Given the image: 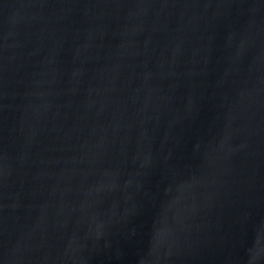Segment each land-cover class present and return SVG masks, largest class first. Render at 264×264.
<instances>
[{
	"label": "water",
	"instance_id": "obj_1",
	"mask_svg": "<svg viewBox=\"0 0 264 264\" xmlns=\"http://www.w3.org/2000/svg\"><path fill=\"white\" fill-rule=\"evenodd\" d=\"M0 264H264V0H0Z\"/></svg>",
	"mask_w": 264,
	"mask_h": 264
}]
</instances>
